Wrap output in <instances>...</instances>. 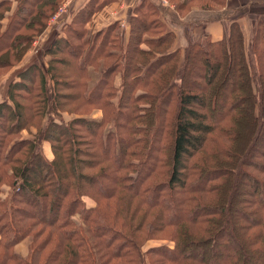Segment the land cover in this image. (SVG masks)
Returning <instances> with one entry per match:
<instances>
[{"label": "trees", "instance_id": "1", "mask_svg": "<svg viewBox=\"0 0 264 264\" xmlns=\"http://www.w3.org/2000/svg\"><path fill=\"white\" fill-rule=\"evenodd\" d=\"M55 2L18 0L12 15V2L0 0V20L12 15L4 30L0 21V67L21 60L46 26L42 10L54 12ZM99 2L90 0L67 27L80 45L57 38L47 69L21 72L10 101L0 103V264H264V18L249 47L234 19L223 39L189 38L182 59L165 47L171 31L155 38L152 22L133 24L140 18L131 19L125 47L114 27L91 44L76 28L110 0ZM109 46L119 49L103 53ZM98 60L107 63L95 86L71 78L86 77ZM34 70L44 97L36 114L50 117L34 139L6 143L29 124L28 95L15 89L33 92L25 78ZM115 76L123 81L117 105ZM79 87L87 92L74 93ZM81 95L103 117H52ZM47 141L53 160L43 152ZM28 236L22 257L15 246Z\"/></svg>", "mask_w": 264, "mask_h": 264}, {"label": "rangeland", "instance_id": "2", "mask_svg": "<svg viewBox=\"0 0 264 264\" xmlns=\"http://www.w3.org/2000/svg\"><path fill=\"white\" fill-rule=\"evenodd\" d=\"M9 1L12 2L13 6V1ZM55 1L56 9L54 12L50 11L47 8H44L42 10L43 14L45 15L44 21H46V26L42 32L38 33L34 37L31 46L23 55L21 60L14 59L10 66L0 67V103L3 101H10L8 98V89H10L12 83L16 82L17 80H20L19 74L21 72L30 68L31 65L36 64H41L43 70L47 69L48 60L50 56L46 55V52L52 47L53 43L57 40V38L67 37L68 35H70L69 37L71 43L75 47L80 45L81 42L74 35H71L67 27L74 20L76 13L81 8H83L90 0ZM224 1L225 2L223 4H215L210 0H110V3H107L105 5L102 4V8L97 11H94L92 13V16H90V18L83 24L78 25L76 29L83 31L86 35V38H89L91 44H93L95 41L94 37L98 32H106L111 27H114L116 29L114 31V37L118 38V47H125L127 42L126 38L130 36L129 30L130 22L132 21L131 19L140 18L142 19V21L137 20L134 21L133 24L136 26H140L141 24L145 25V22L143 23L144 20L148 24L152 22V25L156 27V32L154 33L155 38L161 37L162 35L167 34L171 31V35L175 36V40L172 45L166 43L167 46L165 47L167 48V50H169V47L173 51L177 49L180 50L181 58L183 59L185 56L186 48L188 46L189 38L199 39L209 37L207 34L204 35L203 32H206L205 27L210 22L219 21L221 19L226 20L228 22L227 25L229 31L230 23L234 19L239 20L241 26L243 22L247 20V28L250 29L252 27V32L254 33V28L258 22V19L264 18V0H257V4L252 3L250 9L247 10V13L245 15L243 13L244 11L242 10V8L245 6L237 5L239 0ZM99 3H101V0ZM15 10L16 9L13 10V14L11 12L12 15H14ZM12 15L8 14L4 19L0 20L3 30L5 29L6 25L9 24V22L12 20ZM179 38L181 39V42L184 41V44L177 47L175 45ZM61 46L64 47V44H62ZM142 46L144 48L149 47L147 44H143ZM113 49H115V52H117L119 48L109 46L108 48H103L102 52L106 53ZM102 62L106 61L98 60V66L94 65L92 67H89V73H87L86 77H82L76 72H70L71 78L77 79L80 84L87 83V85L95 86L98 81H100L102 75V73L100 72V70L103 69L101 67ZM61 73L64 74L66 72L61 71ZM26 76V83H28V85H34L33 87H31L33 89V92H25L23 89H20V87L15 90L19 93H24L28 95L29 99L27 101L22 100V102L25 103L24 115H26V117L28 118L27 123L29 124L26 128L22 129L21 132L9 138L6 143H12L21 138L34 139L35 136H37L39 129L44 126L45 123L48 122L47 119L50 117L49 114L44 119V115L40 116L42 114H36L38 112V109H40V111H44V97H40L39 94L41 93V91L40 88H38V86H40L39 75H37L34 70L30 74L27 73ZM115 79L116 80H114V82L116 84V95L113 98V102L115 103V105H117L120 101V96L122 95L123 81L121 79V76H115ZM149 80L151 83L155 84L159 79L149 76L148 81ZM139 90H146V88L138 87L137 92ZM59 91L65 93L72 92V90H69L64 87H59ZM73 92H80L83 95L87 91H85L82 87H79ZM82 95L79 100L72 103H70V99H66L64 101L60 99V103L70 104L61 109V114H52V117L57 120V122H62L64 124H67L68 122L73 121L76 118H80V116H86L88 118L103 117L104 111L102 107L99 104H95L96 102L89 103L85 101ZM26 105L32 106V110L26 109ZM174 110V105H172L170 111L168 112V121H162V125L166 127L163 130L166 136L168 133L169 116H173ZM4 113L5 115H7L6 111ZM2 120L4 121L3 118ZM1 127L2 124L0 123V128ZM107 128L111 129L112 131H115V125L113 123H109ZM80 130L82 133H85V129L83 127H81ZM52 152L54 154V159L55 153L53 151V148ZM94 186H96V184H94ZM5 189H7V187H5ZM237 190L240 191L241 188L239 187L237 188ZM84 199L86 200V203L88 205H96L95 200L91 196H86ZM173 212L175 213L177 211L173 210ZM28 237L32 238V236ZM167 241L168 240H164V243L167 244L169 242ZM156 242L160 241H153L152 244ZM147 247L148 246H146V248ZM211 263H215V261L211 260Z\"/></svg>", "mask_w": 264, "mask_h": 264}, {"label": "crops", "instance_id": "3", "mask_svg": "<svg viewBox=\"0 0 264 264\" xmlns=\"http://www.w3.org/2000/svg\"><path fill=\"white\" fill-rule=\"evenodd\" d=\"M12 1L14 3V5H13V9H14L17 5V0H12ZM252 3L257 4L258 1L257 0H239L237 5H244L245 6L242 8V10L244 11L243 13L245 15L247 13V10L250 9ZM256 17H258V16H256ZM227 24H228V22L226 20H223V19H221L219 21H212L205 27L206 32H203V34L204 35L207 34L209 37L213 38V40H220L225 36V34L228 31V25ZM247 24H248L247 20L244 21L242 24V28H243V32L245 34L246 45H247V47H249L250 40H251V37L253 34V32H252L253 28L251 27L250 29H248ZM182 44H184V41L181 42V39L179 38L175 46L178 47V46H181ZM184 46H182V47H184ZM43 152H44L45 157L48 160H53L54 154L52 152V147H51L50 142L47 141V142L43 143ZM4 187H7V189H5V190L10 189V186H4ZM31 243H32L31 237L25 238L24 240H22L20 243H18L15 246V252L22 257H27L29 254V251H30Z\"/></svg>", "mask_w": 264, "mask_h": 264}]
</instances>
